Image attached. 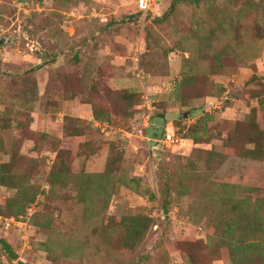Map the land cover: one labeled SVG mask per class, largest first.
I'll return each mask as SVG.
<instances>
[{
	"label": "rangeland",
	"instance_id": "rangeland-1",
	"mask_svg": "<svg viewBox=\"0 0 264 264\" xmlns=\"http://www.w3.org/2000/svg\"><path fill=\"white\" fill-rule=\"evenodd\" d=\"M172 2L0 0V264H235L264 235V0Z\"/></svg>",
	"mask_w": 264,
	"mask_h": 264
},
{
	"label": "trees",
	"instance_id": "trees-1",
	"mask_svg": "<svg viewBox=\"0 0 264 264\" xmlns=\"http://www.w3.org/2000/svg\"><path fill=\"white\" fill-rule=\"evenodd\" d=\"M179 1L182 0H173L172 5H175ZM185 1H192L194 3L200 2V0H185ZM140 13L141 12L139 11L137 14ZM165 134L166 133H164L163 136H165ZM248 155L254 156V153L253 154L248 153ZM129 220L131 221L130 225H135L133 227V230H131V233L135 237L140 236L141 232H144L147 229L148 222L140 221L134 218H130ZM255 221H257V223L260 224V221L258 219L257 220L255 219ZM245 226L249 230L250 233L249 238L251 240L246 242L242 240L240 243L234 241L227 242L228 249L231 252V259L235 264H244L246 263L247 260H249L252 257H259L262 261L261 263L264 264V241L261 240L260 238V237H262V239L264 238V235L261 233L263 228L260 225H252V223H249L248 225ZM229 228H230L229 232L231 234H234L235 230L233 225H229ZM240 229H245V227H242ZM2 243L4 249L9 253L10 257L15 258L16 255L13 252H11L9 245L4 241Z\"/></svg>",
	"mask_w": 264,
	"mask_h": 264
},
{
	"label": "built area",
	"instance_id": "built-area-1",
	"mask_svg": "<svg viewBox=\"0 0 264 264\" xmlns=\"http://www.w3.org/2000/svg\"><path fill=\"white\" fill-rule=\"evenodd\" d=\"M155 2L156 0H136V4L138 6V9L140 10L141 13L144 15L150 14V12L154 9L155 7ZM151 104V102H150ZM150 113L146 115L145 119V128H150L152 126L151 120H150ZM181 141V137L174 133H166L165 136H163L161 142L163 144H176Z\"/></svg>",
	"mask_w": 264,
	"mask_h": 264
},
{
	"label": "water",
	"instance_id": "water-1",
	"mask_svg": "<svg viewBox=\"0 0 264 264\" xmlns=\"http://www.w3.org/2000/svg\"><path fill=\"white\" fill-rule=\"evenodd\" d=\"M152 129H163L165 128V125H152ZM158 135L154 134V138L150 140V145H159V140L157 139Z\"/></svg>",
	"mask_w": 264,
	"mask_h": 264
}]
</instances>
